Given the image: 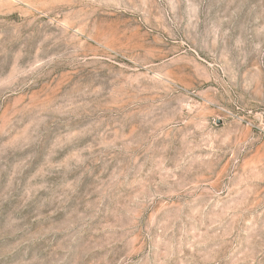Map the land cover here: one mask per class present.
<instances>
[{
  "label": "rangeland",
  "instance_id": "obj_1",
  "mask_svg": "<svg viewBox=\"0 0 264 264\" xmlns=\"http://www.w3.org/2000/svg\"><path fill=\"white\" fill-rule=\"evenodd\" d=\"M0 264H264V0H0Z\"/></svg>",
  "mask_w": 264,
  "mask_h": 264
}]
</instances>
